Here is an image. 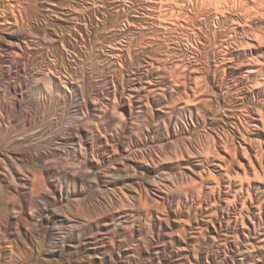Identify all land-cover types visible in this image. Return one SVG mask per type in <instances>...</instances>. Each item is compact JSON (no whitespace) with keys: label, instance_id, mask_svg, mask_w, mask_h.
<instances>
[{"label":"bare ground","instance_id":"6f19581e","mask_svg":"<svg viewBox=\"0 0 264 264\" xmlns=\"http://www.w3.org/2000/svg\"><path fill=\"white\" fill-rule=\"evenodd\" d=\"M0 264H264V0H0Z\"/></svg>","mask_w":264,"mask_h":264},{"label":"rangeland","instance_id":"374dc122","mask_svg":"<svg viewBox=\"0 0 264 264\" xmlns=\"http://www.w3.org/2000/svg\"><path fill=\"white\" fill-rule=\"evenodd\" d=\"M206 47H207L208 50H206L205 48H203L204 53H203L202 48H200V50H202V52H201V51H200V52L202 53L203 56H205V55L207 54L206 51H207V52H210V51L212 52V49H211V48H212V45H211L210 51H209V47H210V45H208V46H206ZM178 48H179V47H176V52L178 51L179 53H178V52H177V53L175 52V53L178 54V55H181V54H182L181 48H179V49H178ZM157 51H158V49L156 50V53H153V54H155L156 56L152 54L153 57H158L159 53H160L162 50H161V51H158L159 53H158ZM211 52H210V53H211ZM162 53H163L164 55H166L163 51H162L160 54H162ZM205 53H206V54H205ZM163 54H162V55H163ZM225 83L228 84V85L230 86V84L227 83V81H226ZM225 83H224V85H225ZM228 85H227V86H228ZM229 86H228V88H229ZM224 88H225V89H224L225 91L228 89V88L226 87V85H225ZM226 88H227V89H226ZM227 91H228V90H227ZM223 112H225V113L227 112V111H225V108L222 109V113H223Z\"/></svg>","mask_w":264,"mask_h":264}]
</instances>
